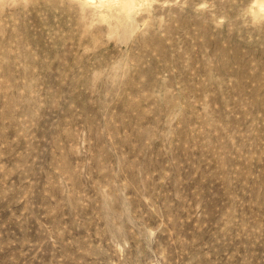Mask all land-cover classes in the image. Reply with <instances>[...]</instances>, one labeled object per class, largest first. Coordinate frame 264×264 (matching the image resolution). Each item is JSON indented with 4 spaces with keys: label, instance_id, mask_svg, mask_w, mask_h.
<instances>
[{
    "label": "rangeland",
    "instance_id": "obj_1",
    "mask_svg": "<svg viewBox=\"0 0 264 264\" xmlns=\"http://www.w3.org/2000/svg\"><path fill=\"white\" fill-rule=\"evenodd\" d=\"M0 264H264V0H0Z\"/></svg>",
    "mask_w": 264,
    "mask_h": 264
}]
</instances>
